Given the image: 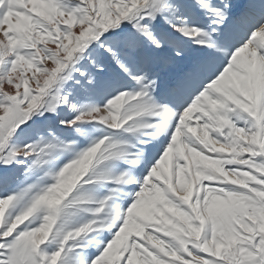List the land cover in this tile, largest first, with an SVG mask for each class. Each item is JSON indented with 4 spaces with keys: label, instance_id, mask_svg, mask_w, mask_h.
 Instances as JSON below:
<instances>
[{
    "label": "snow or ice",
    "instance_id": "6c2138e0",
    "mask_svg": "<svg viewBox=\"0 0 264 264\" xmlns=\"http://www.w3.org/2000/svg\"><path fill=\"white\" fill-rule=\"evenodd\" d=\"M0 264H264V0H0Z\"/></svg>",
    "mask_w": 264,
    "mask_h": 264
}]
</instances>
